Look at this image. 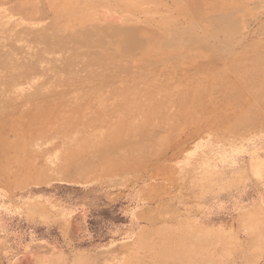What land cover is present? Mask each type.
Here are the masks:
<instances>
[{
  "label": "rangeland",
  "instance_id": "rangeland-1",
  "mask_svg": "<svg viewBox=\"0 0 264 264\" xmlns=\"http://www.w3.org/2000/svg\"><path fill=\"white\" fill-rule=\"evenodd\" d=\"M240 1L204 34L149 0H0V264H264V0Z\"/></svg>",
  "mask_w": 264,
  "mask_h": 264
},
{
  "label": "bare ground",
  "instance_id": "bare-ground-1",
  "mask_svg": "<svg viewBox=\"0 0 264 264\" xmlns=\"http://www.w3.org/2000/svg\"><path fill=\"white\" fill-rule=\"evenodd\" d=\"M185 2L187 3H191V7H186L185 4H183ZM214 0H149L148 3L152 4L153 7L156 8L157 11H160V12H164L166 13L165 15H163V17H166V16H173V15H178V16H182L184 18H189L193 21H191L192 23H196V21L199 18V15L201 13H207V14H210L209 17H205L204 20L201 19V21H199L200 23V28H201V31L202 33H206L207 31L211 30V28L213 29L214 27L212 26L211 27V24H213V16L216 15L215 11H214V8L212 6V2ZM221 1V0H219ZM229 2H232V0H228ZM234 1V0H233ZM240 1V0H239ZM260 1V0H259ZM241 2V1H240ZM258 2V1H257ZM261 2V1H260ZM238 3V1H237ZM234 12V11H233ZM236 12V11H235ZM227 13V12H226ZM232 13V12H231ZM237 15L238 12H236ZM224 19V16H222ZM211 19V20H210ZM221 19V17H220ZM227 19V18H226ZM225 20V19H224ZM236 20H234V22H231L232 24L236 23L235 22ZM227 23V22H226ZM197 24V23H196ZM231 24V25H232ZM237 24V23H236ZM219 25V24H217ZM229 25V24H228ZM228 25H225V26H228ZM239 25V24H237ZM236 25V26H237ZM218 27V26H217ZM241 27V26H240ZM234 28V27H232ZM246 31V27L242 26L241 29H243ZM229 31V29H228ZM237 31V30H236ZM255 31V30H254ZM241 32V31H240ZM62 35V34H61ZM64 36V35H63ZM56 39H59L58 37H54V42L55 43H58V41L60 40H56ZM67 40V39H66ZM60 46H57L56 49H60L58 48ZM60 62H61V57H60ZM4 65V61H1L0 60V66H3ZM16 65H19L17 62H16ZM71 73L69 70H67L66 68H63V71H61V73ZM15 73V72H14ZM16 78H19L21 76V73H18L16 72L15 73ZM17 81V80H16ZM16 83V82H15ZM14 85V84H13ZM145 141H148V138H146Z\"/></svg>",
  "mask_w": 264,
  "mask_h": 264
},
{
  "label": "crops",
  "instance_id": "crops-1",
  "mask_svg": "<svg viewBox=\"0 0 264 264\" xmlns=\"http://www.w3.org/2000/svg\"><path fill=\"white\" fill-rule=\"evenodd\" d=\"M35 255V261L37 262V263H41V258L39 257V255L38 254H34ZM50 259V258H49Z\"/></svg>",
  "mask_w": 264,
  "mask_h": 264
}]
</instances>
